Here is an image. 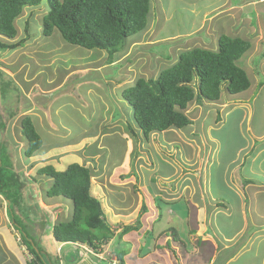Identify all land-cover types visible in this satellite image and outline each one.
<instances>
[{
  "label": "rangeland",
  "instance_id": "rangeland-1",
  "mask_svg": "<svg viewBox=\"0 0 264 264\" xmlns=\"http://www.w3.org/2000/svg\"><path fill=\"white\" fill-rule=\"evenodd\" d=\"M221 1L224 2V0H152L147 28L127 38L124 46L111 57L105 51L72 45L64 41L58 31L48 37H42L40 19L48 10L45 1L40 6L23 11L15 22L17 28L15 38L9 39L0 35V40L5 43L22 38L25 34L24 20L29 17L28 33L31 37L15 49L0 50V70L12 78L16 84L11 82L10 88L6 90L5 99L9 102L12 101L11 104L14 99H17L25 105L21 107L22 110L10 126V139L17 144L15 150H17V156L22 166V169L19 170L20 175L25 186L27 185L25 193L31 192V189L34 188L32 179H40V182L35 183L36 190L34 191L37 194L44 192L46 195L45 192L49 187V179L43 175H37L31 167L33 163L49 161L53 166L56 165V168L61 169L67 163L75 161L85 162L88 166H92L91 168H96L104 155L101 149H95L96 136L101 133V143L108 149L105 158L107 165L101 175L91 179L93 184L91 194L100 200L104 214L109 218L111 226L110 232L107 234L109 236L104 240V243H108L104 254L101 255V251L98 249L94 250V255L99 258L102 256L108 259L115 257L111 250L116 237L124 231L125 226L138 224V227L136 226L123 234V239L120 240L126 241L124 248L129 250L126 254L132 259L130 264H139V256L150 250L147 247L149 243L142 244L139 240L147 241V237L150 236L149 228L152 226L157 232L165 228L161 226L171 224L176 226L179 235L183 236L184 231L178 217L185 219L183 205L186 201L193 199L192 197L199 190V182L201 185L200 180L203 178L200 172L201 167H205V170H208L207 173H213L218 186H222L225 190L227 188L222 184L225 178V160L229 161L233 151L238 149L236 148L239 147L237 144L241 143V134L245 131L244 124L242 123V126L239 127L238 121L234 118L242 112L237 108L229 111L228 105H222L225 103L222 102L225 96L230 94L223 90L218 101H205L200 105L189 103L186 113L190 118H197L192 125L181 129L174 128L164 132L151 133L147 139L133 122L131 108L120 95L123 86L132 84L138 76L144 78L155 76L161 69L171 65L184 49L196 45L210 48V43L214 39V36L210 34L212 19L200 20V24H203L201 29L196 32L191 31L199 25L198 19L201 14ZM209 28L210 30H208ZM206 32L210 36H206ZM216 42L217 39H215V48ZM166 52L170 59L164 58ZM262 78L264 81V76ZM16 86L20 91L18 97L15 98ZM257 88L254 91L260 92V89L257 90ZM261 91L264 94V84ZM112 111L114 116L111 118ZM254 113L257 116L262 112L257 108ZM26 115L31 117L35 129L42 139L43 146L39 152L29 157L23 154L28 144L27 140L19 133V121ZM218 116L219 120L221 119L220 122L215 121ZM100 118L101 120H99ZM110 118L114 119L116 123H111ZM117 119L120 120V125H118ZM129 126L138 130L136 138L129 131ZM118 127L127 131L128 135L124 136V132L117 129ZM126 137L128 140L130 139V146ZM242 139L244 140V138ZM78 142L87 145L83 150L85 156L81 153V147L75 145ZM68 144H73L74 147ZM214 147H218L219 157L218 161L213 163L209 162V159L215 157ZM13 148L10 146L9 151H14ZM53 148L56 149L51 151ZM46 150L51 152L50 155L47 154L48 157L44 159L40 158L43 155L40 153ZM88 151L101 153L96 158L98 161L92 162L90 156H94L95 153L91 154ZM226 153L227 155H225ZM38 154L41 156H36ZM13 156L11 160L16 165L17 161ZM123 156L124 159L128 156L129 163L134 165L132 169L134 173H128V168L125 169L117 163ZM34 158L40 160L31 162ZM137 162L141 163L137 164L138 167H142L136 172L137 165L135 166V164ZM208 162L210 165L208 164L207 168ZM210 166H214L215 171L210 169ZM176 167L178 174L176 171L173 172ZM91 171L93 174L92 169ZM232 172L237 177L236 173L238 172ZM94 173L96 174V172ZM160 175H163V178ZM178 179L183 184L182 190L179 189ZM147 190L151 192L150 195ZM152 197H158V200L162 197L165 198V202L170 203L168 210H175L179 216L176 217L172 213L170 216L167 215V218L166 216L160 218L159 205L151 204L153 203ZM42 198L44 200L46 197ZM185 198H187L186 201ZM25 199L27 200V197ZM160 200L163 201V199ZM55 201L63 203L62 207L55 206L57 202H51L48 214L40 212L39 216H36L30 207L28 206L26 209L23 203L18 206L13 205L11 210L7 209L6 214L12 224H14L13 217L17 222L19 221V224L15 225L21 235L22 231L25 232L27 227H31V232L29 231L27 234L28 239L34 237L36 245L49 255L52 263L59 264V257L56 254L57 245L49 233L50 225H53L51 223L58 219L66 221L70 218L71 201L58 197H55ZM142 203L145 205L144 209ZM151 205L153 209H151ZM163 208L167 211L165 205ZM60 210L63 211L60 213ZM51 211L58 216L54 220L45 221L49 219V214L51 216ZM41 220L45 222L44 232L41 228ZM105 228L102 227L100 231L96 230L104 232ZM110 236H112L111 242ZM24 237H26L25 234ZM106 240L109 241L106 242ZM134 240H138L140 245L135 247ZM62 249H71V246L66 244L62 246ZM62 249V260L64 264H67L70 261L67 260ZM148 255L150 257L151 254L148 253L146 257ZM164 260L169 262L166 256ZM158 262L152 259L148 261V264H157ZM101 263L106 264L105 261H101ZM239 263L241 261H236L233 264Z\"/></svg>",
  "mask_w": 264,
  "mask_h": 264
},
{
  "label": "trees",
  "instance_id": "trees-1",
  "mask_svg": "<svg viewBox=\"0 0 264 264\" xmlns=\"http://www.w3.org/2000/svg\"><path fill=\"white\" fill-rule=\"evenodd\" d=\"M44 1L48 10L40 16L42 37L58 31L64 41L86 49L105 51L109 57L124 46L127 38L147 28L152 7V0H0V35L15 38V22L23 11L40 6ZM29 21V17L24 20V36L11 43L0 40V50L23 45L31 37L28 33ZM249 47L250 42L246 39L220 34L215 49L197 45L184 49L171 65L161 69L155 76H138L132 84L123 86L120 95L130 106L132 120L140 133L147 139L151 133L187 127L196 119L186 113L189 103L200 105L205 101H217L223 90L234 95L246 91L250 87V80L237 61ZM164 58L170 59L167 52ZM11 82L14 83L0 70V194L7 200L8 210L22 203L26 209L29 206L25 199L27 185L19 171L20 161L15 150L17 144L10 139L12 121L22 110L21 102L14 101L11 104L12 101L5 99ZM15 90L16 98L20 89L16 86ZM216 120L220 121L219 116ZM128 129L136 138L138 130L132 126ZM20 131L28 143L23 154L29 157L39 152L42 139L29 115L21 118ZM10 146L14 147V151H9ZM12 156L16 158V165L11 160ZM36 173L49 179V187L45 192L47 197L71 201L70 218L51 223L52 239L69 242L75 248L78 247L75 242L99 248L105 237L109 236L110 227L100 200L91 194L93 174L90 166L85 162H71L59 169L51 163H44L37 168ZM142 206L144 209L145 205ZM13 220V225L19 224L14 217ZM49 220L50 216L45 221ZM40 223L42 230H45V222L41 220ZM136 226L138 224L125 226L122 234ZM102 227H106V230L99 232ZM31 230V227H27L22 235L19 231L20 238L31 254L28 264H53L49 255L36 245L34 237L28 239L27 234ZM114 252L122 263L121 252Z\"/></svg>",
  "mask_w": 264,
  "mask_h": 264
},
{
  "label": "crops",
  "instance_id": "crops-1",
  "mask_svg": "<svg viewBox=\"0 0 264 264\" xmlns=\"http://www.w3.org/2000/svg\"><path fill=\"white\" fill-rule=\"evenodd\" d=\"M204 18L212 19L210 21L211 30L210 28L208 30L212 31L210 34L214 36V39L210 43V48L215 49V39H217V36L220 34L232 37L238 36L250 42L249 49H247L237 61V64L246 71L250 80V87L241 93L226 95L225 99L222 101L225 102L222 104L223 106H229V111H233L237 108L238 111L242 112L234 118L238 121L237 125L239 127L242 126V123L244 124L245 131L241 134V143L237 144L239 147L236 148L238 149L233 148L236 149V151H233L229 161L225 160L226 170L224 172L225 178L222 184L227 186L226 190L222 186L216 184L213 173H207L208 170H205V167H201L200 172L203 178L200 180L201 185L199 182L197 194L189 201H186L187 198H185L187 202L183 205L185 208V219L184 217L181 219L179 214L175 213V210L171 208V210H168L170 203L165 202V198H160L163 199V201H161L157 199L158 197H152L153 203L151 204L153 206L159 205L158 208L160 209L158 213H160V218L163 216L167 218V215L170 216L172 213L175 214L176 217L179 216L178 220L184 233L183 236H180L176 230V226H172L171 224L168 226H161L165 228L157 232L154 226L149 228L148 233L150 236L147 237V241H144L145 243H149L147 247L150 250H148L146 254L139 256V264H148V261L152 259L159 261L157 264H233L236 261H241L239 264H264V94L261 91V87L264 84V81H262V76H264V0L221 1L218 5L205 10L201 14L198 19L199 25L191 32H196L201 29L203 24H200V20H204ZM205 35L210 36L207 32ZM257 86L259 87L257 88ZM256 88L257 90L260 89V92L254 91ZM249 97L251 98L249 99ZM14 101L19 102L17 99H14L13 102ZM255 105L258 106L256 107ZM22 106H25L24 103H22ZM257 108L262 113L256 116L254 110L256 111ZM112 114L111 118L114 116L113 111ZM111 118L110 122L115 124L116 121ZM99 120H101V118ZM215 121L218 122L217 120ZM119 122L120 120L117 119L118 125H120ZM108 125L109 123L107 126ZM117 129H120L122 133L124 132V136L128 135L126 133L127 131L121 127ZM19 133H21L20 127ZM100 135L101 133L96 136L95 149H101L104 155L102 161L99 160L96 168L90 167L93 170L91 179L101 175L104 167L107 165L105 158L108 149L101 143ZM242 138H244V140ZM125 139L130 146V139L128 140V137ZM75 145L81 147V153L85 156L86 154H84L83 150L86 149L87 145L80 142L75 143ZM69 146L74 147L73 144ZM217 148L218 147H214L215 157H211L209 162L214 163L218 161L219 152ZM55 149L56 148H53L51 151ZM210 151L212 150L210 149ZM49 153L51 152L46 150L40 153L43 154L42 156L40 154L36 156H41L40 158L44 159L48 157L47 154ZM89 153L92 154L95 152L90 151ZM227 153L225 155H227ZM100 154L95 153L94 156L96 157L90 156L92 162L98 161L96 158H98ZM35 159L36 158L32 159L31 162L40 160ZM28 161L30 162V160ZM209 162L206 165L207 168L209 167L208 164L210 165ZM44 163H49V161L31 163V167H33L36 173L37 168ZM117 163L125 169L128 168V173H134L132 171L134 165L132 166L129 163L128 156H126L125 159L123 156ZM138 163L139 162H137L135 166ZM140 167H138V165L135 167L136 172L140 170ZM213 167L214 166H210V169H214L215 171ZM20 168L22 169V166ZM174 171L178 174L177 167L174 168L173 172ZM232 171L238 172L236 173L237 177L234 176ZM94 172H96V174ZM179 172L181 173V170H179ZM162 176L163 175H160L161 178H163ZM46 179L48 178L46 177ZM244 180H248V182L246 183ZM37 181L40 182V179H32L34 188L31 189V192H26V197L30 210L33 211L36 216H39L40 212L48 214L50 212L49 208L52 204L51 202L57 201H55V197H47L44 195V192L42 193L43 195L37 194L34 191L36 190L35 183ZM92 185L91 182V190ZM157 185H159V183H157ZM178 185L179 189L182 190L183 184L181 180L178 181ZM148 194L150 195L151 192L148 191ZM42 197L46 198L43 200ZM62 204L57 202L55 206L62 207ZM152 205L151 209H153ZM163 205L166 206L167 211L164 210ZM62 211L60 210L59 212L61 213ZM6 213L7 200L0 194V264H28L31 254L20 238L17 227L11 223ZM56 216H58V214L51 211V220H54ZM104 216L110 227L109 218L105 214ZM123 234L121 232V234L116 237L113 250L121 252L123 257L121 264H130L132 259L126 254L129 250L124 248V243L126 241H120L123 239ZM111 237L112 236L109 237L110 242L112 239ZM134 242H136L135 247H137L140 245L138 243L141 241L139 240L138 242V240H134ZM55 243L57 245L56 252L59 248V255L61 257L59 258V264H64L61 249L62 246L66 244L71 246V249H62L67 260L70 261L67 264H102L101 261H105V263L108 264L105 259L97 257L94 253L89 254V252L85 251L77 243V248L69 242L65 243L55 240ZM151 245H153V247H151ZM85 246L91 248L87 244H85ZM80 249H83V252H80ZM76 250L78 252H75ZM148 253L151 254L150 257L149 255L146 257ZM165 256L168 258L167 261L169 262L164 260Z\"/></svg>",
  "mask_w": 264,
  "mask_h": 264
},
{
  "label": "built area",
  "instance_id": "built-area-1",
  "mask_svg": "<svg viewBox=\"0 0 264 264\" xmlns=\"http://www.w3.org/2000/svg\"><path fill=\"white\" fill-rule=\"evenodd\" d=\"M65 243H68V242H65ZM77 244H79L81 246V248H83L85 251L89 252V254H91V253L95 254L94 249L92 247L89 248V247H87L85 245H82L80 243H77ZM57 253H58V257L61 258L60 255H59V248L57 250ZM100 253H101V255L104 254L103 252H100ZM30 259H31V256L29 257V260ZM110 264H118L117 259L115 257L114 258H110Z\"/></svg>",
  "mask_w": 264,
  "mask_h": 264
},
{
  "label": "clouds",
  "instance_id": "clouds-1",
  "mask_svg": "<svg viewBox=\"0 0 264 264\" xmlns=\"http://www.w3.org/2000/svg\"><path fill=\"white\" fill-rule=\"evenodd\" d=\"M165 131H167V130H165ZM162 132H164V131H162ZM143 226V224L141 225V227ZM109 240H106V242H108ZM140 241H141V243H142V241H144V240H142V239H140ZM75 243H78V242H75ZM103 244V245H102ZM100 246H99V248H97L98 250H100L101 252H104V250H105V248H106V246L108 245V243H102ZM90 247H92V246H90ZM108 247V246H107ZM93 248V247H92ZM94 249V248H93ZM102 249V250H101ZM95 250V249H94ZM111 253L112 254H114L115 255V258L117 259V262L119 261V259L117 258V256H116V254H115V252H114V250L112 249L111 250ZM101 258H103V256L101 257ZM103 259H107V262H108V264H110V258L108 259V258H103ZM118 264H121V262L119 261L118 262Z\"/></svg>",
  "mask_w": 264,
  "mask_h": 264
},
{
  "label": "bare ground",
  "instance_id": "bare-ground-1",
  "mask_svg": "<svg viewBox=\"0 0 264 264\" xmlns=\"http://www.w3.org/2000/svg\"><path fill=\"white\" fill-rule=\"evenodd\" d=\"M24 137V136H23ZM25 138V137H24ZM26 139V138H25Z\"/></svg>",
  "mask_w": 264,
  "mask_h": 264
}]
</instances>
